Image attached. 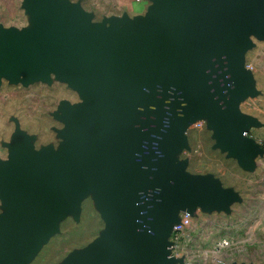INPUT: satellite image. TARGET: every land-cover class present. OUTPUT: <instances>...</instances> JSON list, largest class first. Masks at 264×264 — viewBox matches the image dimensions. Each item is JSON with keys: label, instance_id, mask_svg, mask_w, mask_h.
<instances>
[{"label": "water", "instance_id": "obj_1", "mask_svg": "<svg viewBox=\"0 0 264 264\" xmlns=\"http://www.w3.org/2000/svg\"><path fill=\"white\" fill-rule=\"evenodd\" d=\"M155 1L152 18L124 21V33L116 24L92 30L65 0L56 7L33 0L47 26L64 31L51 42L0 32L6 46L0 72L21 69L29 76L49 68L73 85L91 86L85 115L65 110L70 132L60 156H38L27 142L16 143L18 166L0 189L20 205L0 220L7 231L0 264H18L19 255L35 251L61 209L76 210L85 184L97 186L108 229L89 258L73 256L67 264H172L161 215L179 201L191 207L199 196L219 204L227 197L208 178L167 169L182 145L173 136L197 92L207 99L220 146L244 165L257 153L245 139L253 121L236 112L235 102L254 93L238 67L247 30L264 18V0Z\"/></svg>", "mask_w": 264, "mask_h": 264}, {"label": "rangeland", "instance_id": "obj_2", "mask_svg": "<svg viewBox=\"0 0 264 264\" xmlns=\"http://www.w3.org/2000/svg\"><path fill=\"white\" fill-rule=\"evenodd\" d=\"M56 7L58 0H47ZM94 30L114 24L124 33V21H149L155 0H65ZM132 7L133 10H128ZM264 18L250 27L240 49L239 71L251 81L254 93L235 102L236 112L253 121L245 139L257 146L249 165L220 146L217 124L208 115L206 97L197 92L180 130L173 136L182 145L172 151L167 166L188 177L208 178L227 195L222 203L199 196L187 206L179 201L161 215L164 239L171 245L172 264H264ZM0 32L22 41L51 42L64 34L61 26H47L33 0H0ZM6 46L0 42V54ZM19 72L21 76L13 79ZM89 84L73 85L64 72L44 68L26 76L21 69L0 72V183L18 166V141L27 142L38 156H60L67 146L70 125L65 110L85 115ZM95 184L82 186L76 210L62 208L54 230L18 264H67L73 256L87 257L107 233L108 222ZM0 189V220L12 208ZM0 231H7L0 226ZM0 235V239H1ZM4 237V236H3ZM227 243V245H222Z\"/></svg>", "mask_w": 264, "mask_h": 264}, {"label": "bare ground", "instance_id": "obj_3", "mask_svg": "<svg viewBox=\"0 0 264 264\" xmlns=\"http://www.w3.org/2000/svg\"><path fill=\"white\" fill-rule=\"evenodd\" d=\"M21 76V73L19 72H16L14 75H13V79H16ZM10 202H9V205L10 207L12 208V211L13 212H17L18 209H19V205H20V199L19 198H16V197H9V196H6ZM0 235L1 236V239H0V242H2L3 240H5L7 238V234L4 235V231H0ZM4 236V237H3ZM23 257V254L19 255V259L18 261H20V259Z\"/></svg>", "mask_w": 264, "mask_h": 264}, {"label": "built area", "instance_id": "obj_4", "mask_svg": "<svg viewBox=\"0 0 264 264\" xmlns=\"http://www.w3.org/2000/svg\"><path fill=\"white\" fill-rule=\"evenodd\" d=\"M222 245H227V243H223ZM185 261V264H189L188 261L184 260Z\"/></svg>", "mask_w": 264, "mask_h": 264}, {"label": "crops", "instance_id": "obj_5", "mask_svg": "<svg viewBox=\"0 0 264 264\" xmlns=\"http://www.w3.org/2000/svg\"><path fill=\"white\" fill-rule=\"evenodd\" d=\"M128 10H133V8L132 7H129V9Z\"/></svg>", "mask_w": 264, "mask_h": 264}]
</instances>
